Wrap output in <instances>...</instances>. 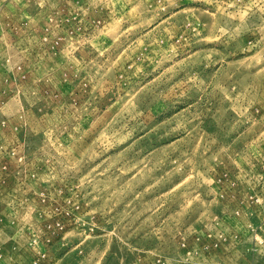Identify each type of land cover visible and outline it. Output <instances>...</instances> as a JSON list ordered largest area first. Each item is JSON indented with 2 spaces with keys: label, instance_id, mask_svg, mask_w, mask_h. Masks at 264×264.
<instances>
[{
  "label": "rangeland",
  "instance_id": "1",
  "mask_svg": "<svg viewBox=\"0 0 264 264\" xmlns=\"http://www.w3.org/2000/svg\"><path fill=\"white\" fill-rule=\"evenodd\" d=\"M0 264H264V0H0Z\"/></svg>",
  "mask_w": 264,
  "mask_h": 264
}]
</instances>
